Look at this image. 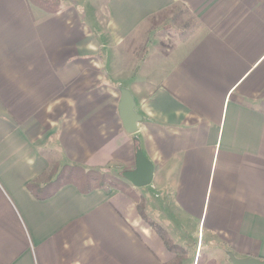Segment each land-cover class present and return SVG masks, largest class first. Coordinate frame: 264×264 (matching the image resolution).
Returning <instances> with one entry per match:
<instances>
[{
  "label": "crops",
  "instance_id": "obj_1",
  "mask_svg": "<svg viewBox=\"0 0 264 264\" xmlns=\"http://www.w3.org/2000/svg\"><path fill=\"white\" fill-rule=\"evenodd\" d=\"M173 8L195 26L161 55L149 25ZM137 148L153 164L142 187L122 176ZM55 162L120 174L134 194L45 187ZM137 200L182 264L204 247V264L264 260V0H61L56 13L0 0V264L171 262Z\"/></svg>",
  "mask_w": 264,
  "mask_h": 264
},
{
  "label": "trees",
  "instance_id": "obj_2",
  "mask_svg": "<svg viewBox=\"0 0 264 264\" xmlns=\"http://www.w3.org/2000/svg\"><path fill=\"white\" fill-rule=\"evenodd\" d=\"M31 2L49 13H56L61 9V0H31ZM41 183H43L45 187H60L66 184H74L84 193H89L97 188L115 187L127 194H134V189H132L129 183L121 177L96 168H86L68 163L61 164L60 162L52 164L49 170L44 174ZM39 186L40 184L38 181L29 183V188L33 191ZM137 201L139 203L138 209L141 217L150 223V225L163 237L167 248L176 254L174 259L166 264H182L187 256L186 250L182 248V246L173 243L168 238L166 232L147 217L143 203L139 200ZM197 264H201V259H199Z\"/></svg>",
  "mask_w": 264,
  "mask_h": 264
},
{
  "label": "rangeland",
  "instance_id": "obj_3",
  "mask_svg": "<svg viewBox=\"0 0 264 264\" xmlns=\"http://www.w3.org/2000/svg\"><path fill=\"white\" fill-rule=\"evenodd\" d=\"M178 10L179 8L169 9L151 19V25H149L150 27L146 40H148V38L150 39L151 37L153 41H160L161 45L158 43V49L159 54L161 55H166L175 47L177 43L188 37L195 26L193 19L190 16L184 14V12L179 16L174 15V13H176ZM103 171L113 174L110 171ZM118 177H121L120 174H118ZM206 253L207 250L204 247L200 255H198L197 263L199 259H201V264L205 263ZM220 264H231L230 258L224 259V261L221 259Z\"/></svg>",
  "mask_w": 264,
  "mask_h": 264
},
{
  "label": "water",
  "instance_id": "obj_4",
  "mask_svg": "<svg viewBox=\"0 0 264 264\" xmlns=\"http://www.w3.org/2000/svg\"><path fill=\"white\" fill-rule=\"evenodd\" d=\"M122 100L120 104V113L129 133L137 130L136 124L140 121V116L134 111L135 102L129 91L123 90ZM123 178L131 182L135 187H142L151 183L153 178V164L143 154L141 148L136 150V166L133 170H126L122 174ZM232 264H264V260L260 258H238L233 254H229Z\"/></svg>",
  "mask_w": 264,
  "mask_h": 264
}]
</instances>
